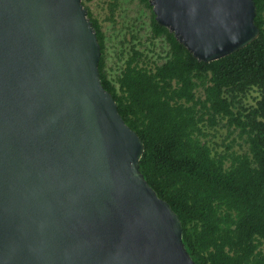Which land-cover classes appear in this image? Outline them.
Wrapping results in <instances>:
<instances>
[{
    "label": "water",
    "instance_id": "obj_1",
    "mask_svg": "<svg viewBox=\"0 0 264 264\" xmlns=\"http://www.w3.org/2000/svg\"><path fill=\"white\" fill-rule=\"evenodd\" d=\"M199 62L259 35L253 0H149ZM81 0H0V264H195L101 83Z\"/></svg>",
    "mask_w": 264,
    "mask_h": 264
},
{
    "label": "trees",
    "instance_id": "obj_2",
    "mask_svg": "<svg viewBox=\"0 0 264 264\" xmlns=\"http://www.w3.org/2000/svg\"><path fill=\"white\" fill-rule=\"evenodd\" d=\"M113 1L112 9L119 0ZM148 1L139 0L151 12L152 38L168 44L166 59L143 67L133 49L113 81L101 24L85 7L101 49L102 86L144 147L139 170L178 216L195 264H264V0H253L258 37L210 63L197 61L159 26ZM252 91L259 96L247 107ZM223 120L246 137L248 153L212 152L204 128Z\"/></svg>",
    "mask_w": 264,
    "mask_h": 264
},
{
    "label": "rangeland",
    "instance_id": "obj_3",
    "mask_svg": "<svg viewBox=\"0 0 264 264\" xmlns=\"http://www.w3.org/2000/svg\"><path fill=\"white\" fill-rule=\"evenodd\" d=\"M113 0H89L84 6L101 24L105 36V72L112 81L120 74L125 62L135 49L142 53L140 65L153 69L162 64L169 47L163 38H152L151 12L139 0H119L114 9ZM202 95V91H197ZM258 92L252 91L244 99L247 107L254 106ZM204 141L214 154L248 153L246 137L239 130L229 128L226 120L214 128H204Z\"/></svg>",
    "mask_w": 264,
    "mask_h": 264
}]
</instances>
